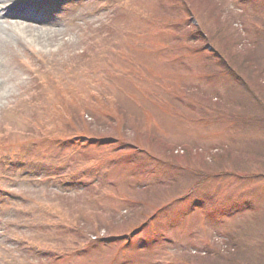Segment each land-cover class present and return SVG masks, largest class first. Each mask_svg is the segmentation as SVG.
<instances>
[{"label":"rangeland","instance_id":"374dc122","mask_svg":"<svg viewBox=\"0 0 264 264\" xmlns=\"http://www.w3.org/2000/svg\"><path fill=\"white\" fill-rule=\"evenodd\" d=\"M177 1L46 0L31 27L0 13V264H264V0ZM67 132L138 152L60 147ZM145 223L131 248L101 242Z\"/></svg>","mask_w":264,"mask_h":264},{"label":"trees","instance_id":"16d2710c","mask_svg":"<svg viewBox=\"0 0 264 264\" xmlns=\"http://www.w3.org/2000/svg\"><path fill=\"white\" fill-rule=\"evenodd\" d=\"M188 1L189 0H186V2L188 3ZM199 2L200 3H202V2H205V3H208V2H210L211 3V1H207V0H205V1H203V0H199ZM195 3H198V2H195ZM213 3V2H212ZM190 14H191V17H196L197 18V12H195V10H194V8L190 5ZM195 13V14H194ZM209 13V11L207 12V14ZM147 15L149 16L148 18H151L152 19V22H154V24H156V21L157 20H162L160 17H159V15H154L152 12H147ZM209 15V17L210 18H215V16L216 15H214V16H212L213 14H208ZM163 21V20H162ZM200 26H202V24L200 23ZM193 27H194V29H195V31L197 32V34L201 37V38H204L201 34H203V33H201L200 32V29H196V25L195 24H193ZM214 37H215V35H210V37L209 38H211V40H212V42H213V45H216L215 43H214ZM226 41V40H225ZM227 43V42H226ZM212 45V46H213ZM219 47V51H216L215 52V56L217 57V59H220L221 61H223V60H225L226 59V57L224 56V55H222V57H221V53H222V51H224V54L226 53V56H227V58L231 61V63L232 62H234V55L231 53L232 52V48H231V46L227 43V45H223V47H220V46H218ZM219 57V58H218ZM227 59V60H228ZM228 60V61H229ZM232 64H234V63H232ZM223 65H225L224 67L225 68H227L226 70H227V73L229 74V75H231L237 82H242L243 81V79H242V77H241V75L238 73V72H236L235 71V69L233 70V71H231L230 70V68L228 67V65H226V61H224L223 62ZM243 83V82H242ZM245 86V85H244ZM256 90V89H255ZM77 97H78V95H77ZM79 98V97H78ZM73 99V102H74V105H78L77 106V108H74L73 110H74V115L72 116V117H78V115H80V118H81V120L82 119H84L85 118V116H88V117H90L91 119H92V121H95V119H93V118H97V115L96 114H94V113H92V111L90 110V108H94L93 106H94V104L95 105H97L98 107H100L101 105L98 103V100L95 98V97H92V98H89L88 99V101L87 102H85V103H79V99H77L76 97H73L72 98ZM86 100V99H85ZM110 101V100H109ZM257 101H258V99H257ZM84 102V101H83ZM259 102V101H258ZM91 104V105H90ZM82 111V112H81ZM98 113V118H104V117H107V118H110L111 120H114L116 117H114L113 115H110V116H106L107 115V113H106V110H102V111H98L97 112ZM49 117L51 118V121H53V123H54V125H56L57 123H58V120L60 119V116H59V114L56 112V111H53L50 115H49ZM77 119H79V118H77ZM264 119V118H263ZM264 122V121H263ZM262 121H260V123L262 124V125H264V123H263ZM261 125V126H262ZM264 127V126H263ZM113 139H117L116 137H114ZM119 139V138H118ZM122 140H124V139H121V140H119V142L118 143H120V142H122ZM184 150H186V149H184ZM175 151V150H174ZM174 151H173V153H174ZM171 152H172V150H171ZM167 153V152H166ZM169 155V154H168ZM171 156V155H170ZM170 156H169V158H170ZM169 161V160H168ZM170 162V161H169ZM169 162L167 163L168 165H170L169 164ZM172 165V167H174L173 165L174 164H171ZM174 168H176V167H174ZM192 170V172L193 173H195V175H197L198 176V178H199V182L200 183H205L206 182V177L208 176L207 174H202V173H200L199 172V170H194L193 168H191ZM223 172V171H222ZM221 175V174H220ZM229 240H231V239H229ZM229 240L227 241V242H229ZM228 244V243H227ZM216 255L217 254H208V253H206L205 255H200L201 257H204V258H206L207 259V263H204V264H210V263H212V264H215V261L216 260H214V259H212V258H215L216 257ZM198 264V263H197Z\"/></svg>","mask_w":264,"mask_h":264},{"label":"bare ground","instance_id":"6f19581e","mask_svg":"<svg viewBox=\"0 0 264 264\" xmlns=\"http://www.w3.org/2000/svg\"><path fill=\"white\" fill-rule=\"evenodd\" d=\"M16 15V14H15Z\"/></svg>","mask_w":264,"mask_h":264}]
</instances>
